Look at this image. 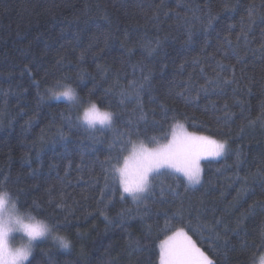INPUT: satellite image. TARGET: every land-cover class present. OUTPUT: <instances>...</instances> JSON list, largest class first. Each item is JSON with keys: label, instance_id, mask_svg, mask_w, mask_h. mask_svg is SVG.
Returning <instances> with one entry per match:
<instances>
[{"label": "trees", "instance_id": "1", "mask_svg": "<svg viewBox=\"0 0 264 264\" xmlns=\"http://www.w3.org/2000/svg\"><path fill=\"white\" fill-rule=\"evenodd\" d=\"M222 2L0 0V179L7 178L3 188L12 193L29 220L48 225L54 234L70 241L68 249L61 248L55 237L38 243L25 264H161V242L180 227L215 264H257L264 257V208L259 207L264 203L260 186L264 183V122L248 124L260 116L264 105V62L250 50L259 47L264 23L256 18L249 48L242 42L237 45L239 21L246 20V8L253 0H229L236 9L232 20L227 19ZM255 3L264 14L261 0ZM206 4L220 16L216 30L205 37L202 27L194 24L193 40L186 43L183 18L198 6L205 11ZM228 23L236 26L231 39L245 62L236 65L237 80L244 68L237 94L243 112L233 101L231 87L227 94L219 89H209L207 95L200 91L216 75V61L234 63L218 51ZM157 40L160 47L150 54L148 42ZM149 71L152 88L140 90L142 76ZM32 78L39 82V89ZM245 85L251 88L250 94ZM65 86L75 89L76 100L57 101L47 91L59 92ZM185 88L193 98L191 104L174 95ZM122 91L127 93L123 103ZM137 92L147 121L141 122L139 135L132 136L125 151L109 152L112 140L118 139L117 130H129L127 121L134 118ZM152 96L158 103L151 102ZM160 103L168 108L166 117ZM213 103L217 109L229 105L233 115L227 125L217 122L225 114L213 112ZM92 104L102 112H114L117 120L111 132H95V139L82 122L83 112ZM73 123L78 127H72ZM177 123L226 141L228 149L223 158L203 162L202 187L183 197V224L164 219L165 212L171 217L179 203L151 204L150 216L132 218L128 212L135 214L137 207L130 197L121 201L119 191L105 210L106 221L98 209L104 208L101 197L108 198L111 192L105 188L100 162L115 163L119 155L122 167L135 146L166 144ZM107 183L115 187L112 179ZM62 201L65 206L57 207ZM121 212L127 216L124 227L118 219ZM189 220L191 228L198 223L201 231H191ZM133 242L144 251L132 252L129 244Z\"/></svg>", "mask_w": 264, "mask_h": 264}, {"label": "snow or ice", "instance_id": "2", "mask_svg": "<svg viewBox=\"0 0 264 264\" xmlns=\"http://www.w3.org/2000/svg\"><path fill=\"white\" fill-rule=\"evenodd\" d=\"M261 6L264 7V0H261ZM222 10L228 13L227 19L232 20L235 14V7H233L229 0H223ZM259 16L262 23H264V14L257 9L255 0L250 3L246 8V20L241 17L239 24V32L235 34L236 44L239 45L241 42L245 48H249L252 41L249 36L252 32V25L256 22V18ZM184 19V27L186 29L187 40L186 43H191L193 40V32L191 26L194 24H199L204 33L205 37L209 31H215L214 24L220 19L219 14L214 13L210 4H206V10L202 11L198 6L191 10V16H186ZM235 24L228 23L227 27L223 30L227 34L223 36V41L218 48V51L223 56L224 60L234 61V63L225 64L223 61H216L215 73L216 75L212 79H208L200 89L204 94H208L209 89L216 91L219 89L220 94H227V90L231 87L233 93V101L237 106H240L241 111H244L243 101L237 99V94L241 92V80L244 79V68H241V80H237L236 77V65H243L245 62L241 59L239 52L236 47L233 46V41L231 39L232 34L235 32ZM217 39H220V34L218 33ZM150 54L155 51L156 48L160 47V41L155 42L149 41ZM79 47L77 41L76 44ZM253 55L258 54L259 59L264 62V29L261 30V43L258 48L250 49ZM84 52L81 53V59H83ZM163 56L167 58V52L163 53ZM59 63V61H58ZM162 67H167L166 63L161 64ZM183 65H181V68ZM26 71H30L26 69ZM143 71V70H142ZM203 71V70H202ZM25 73L22 72L21 75ZM33 82L36 84L37 89H39L40 84L38 81ZM143 83L140 85V90L145 87L148 89L152 88L151 84V71L142 76ZM250 82V80H249ZM248 93H251V88L245 85ZM51 94V98L59 101L61 97H64L69 102L72 98V88L65 86L62 91L56 92L51 88L47 90ZM187 93V94H186ZM39 95V93H38ZM174 95L186 104L192 103V96L190 92H187V88L184 91H177ZM199 93H197V96ZM121 103L127 99V93L121 92ZM41 100L44 99L43 96L40 97ZM136 108L133 110L134 118H129L127 125L129 130L127 133H121L117 130L116 136L118 139H113L110 146L109 152L116 149L119 152L125 151L126 145L131 143V138L133 135H139V128L141 122L147 121V113L144 111V106L139 92L136 93L134 101ZM152 103H158L157 97H151ZM71 106V105H69ZM159 107L161 112L167 116L168 108L165 104L160 103ZM207 111V108L205 109ZM213 112L217 110L224 111L225 119L221 121L219 118L218 123H223L227 125L231 119L233 113L229 109L227 103L224 104L223 109H217L215 103L212 104ZM176 119L175 116L172 117ZM257 121L264 122V105L261 106V114L256 118V120H249L248 124L255 125ZM84 124L87 125L86 131L92 133V138L95 139V132H111L117 123L116 114L112 111H105L100 113L97 109L96 104H92L91 109L86 113L85 118L82 120ZM99 124L101 127L97 128L96 125ZM72 127H78L77 124L73 123ZM243 131V128H241ZM155 140V137H152ZM226 141L221 143L217 140H213L208 136H197L195 133H187L184 131L182 124L177 123L173 129L172 139L163 145H159L155 148L149 149L141 145L139 150L140 163L137 166L134 173L129 172V166L127 159L124 161L123 167H120V156L116 157V162L112 163L111 159H106L100 162V167L104 172L105 188L111 192V196L105 198L101 197V201L104 202V208L98 209L101 215H105V210L108 204H111V197L115 196L116 192L120 193V200L125 201L127 198H131V201L136 205L137 212L135 214L131 213L129 210L128 215L132 218L140 216L143 219L145 216L151 215V204H172L175 205L179 203L177 210L172 213L171 217L165 212V221L174 220L177 223L183 224L184 217V207H183V197L185 194L198 190L197 186L202 187V169L200 166V160L202 158H220L225 156L228 151L226 147ZM238 158V166L240 161L241 152L237 150L236 152ZM179 173L180 175H175ZM257 175H261L258 170ZM181 176L183 180H181ZM239 178V177H238ZM7 178L0 179V187L4 186ZM112 179L115 187L108 185L107 181ZM169 179L176 180L175 185L169 184L166 181ZM244 187L247 188L246 178L243 181ZM261 188L264 190V183H261ZM183 188V192L179 191ZM244 189H242L243 191ZM57 207L65 206L63 201L56 205ZM143 207L144 212L140 213L139 209ZM259 207L264 208V203L259 204ZM118 219L121 222V227L126 226L125 222L127 216L125 212L118 214ZM105 220L108 217L105 215ZM109 223H111L109 221ZM219 223V222H217ZM34 236L33 241L43 240L49 233V229L40 223L33 225ZM151 226L149 225V229ZM189 229L191 231L200 232L201 226L197 223L195 229L191 228V221L189 220ZM220 233L217 232L216 236L219 239ZM59 246L63 249H68L69 245L62 237H55ZM261 241L264 242V229L261 230ZM129 248L132 252L140 254L144 251L143 248L139 246L138 242H133L129 244ZM160 262L161 264H215V261L209 257L204 251L197 247L196 242L192 239L190 235L185 231L184 227L176 229L171 236L163 240L160 245ZM32 254V253H31ZM29 257H26L28 260Z\"/></svg>", "mask_w": 264, "mask_h": 264}, {"label": "clouds", "instance_id": "3", "mask_svg": "<svg viewBox=\"0 0 264 264\" xmlns=\"http://www.w3.org/2000/svg\"><path fill=\"white\" fill-rule=\"evenodd\" d=\"M61 98L68 101L64 97ZM76 99L77 93L72 88L71 101ZM91 107L92 105L84 111L82 119ZM33 225L29 222L28 215L19 209L12 193L0 187V264H25L26 257L31 255L34 247ZM18 237L21 242L15 243ZM64 240L70 246V241L66 238ZM261 264H264V258H261Z\"/></svg>", "mask_w": 264, "mask_h": 264}, {"label": "rangeland", "instance_id": "4", "mask_svg": "<svg viewBox=\"0 0 264 264\" xmlns=\"http://www.w3.org/2000/svg\"><path fill=\"white\" fill-rule=\"evenodd\" d=\"M62 91V90H61ZM89 108V107H88ZM88 108H86V110L88 109ZM98 109V108H97ZM85 110V111H86ZM98 111L100 112V113H103L101 110H99L98 109ZM84 113V112H83ZM96 126H100V125H96ZM184 127V126H183ZM184 131L185 132H187V133H195V132H191V131H189L186 127H184ZM197 136H206V135H202V134H199V133H195ZM209 137V136H208ZM211 139H213V140H216V139H214V138H212V137H210ZM172 139V136L170 137V140ZM169 140V141H170ZM168 141V142H169ZM218 141V140H217ZM167 142V143H168ZM218 142H221V143H223L222 141H218ZM166 143V144H167ZM226 147H227V144H226ZM140 148H141V146H135L134 148H132V150H131V152L129 153V155L125 158V159H127V162H128V166H129V172L130 173H134L135 172V170H136V168H137V166L139 165V163H140V157H139V150H140ZM146 148H149V149H152L151 147H146ZM155 148V147H154ZM221 158H223V157H220V158H215V159H213V158H211V157H209V158H202L201 160H200V166H201V169H202V164H203V162L204 161H207V160H219V159H221ZM125 161V160H124ZM123 165H124V163H123ZM123 165H122V167H123ZM29 222L30 223H33V224H36V223H40V222H35V221H31V220H29ZM40 224H42L43 226H46L50 231H49V233H48V235L43 239V240H37V241H35L34 242V247L38 244V243H40V242H42V241H44V240H46V239H48V238H50V237H60V236H57L56 234H54V232H53V230L48 226V225H46V224H44V223H40ZM15 243H19V242H21L20 241V238L18 237V238H16L15 239V241H14ZM34 247H33V249H34ZM198 247V246H197ZM31 256V255H30ZM30 256H29V258H30ZM264 258V257H263ZM29 260V259H28ZM27 260V261H28ZM26 261V262H27ZM25 262V263H26ZM257 264H261V259L257 262Z\"/></svg>", "mask_w": 264, "mask_h": 264}]
</instances>
